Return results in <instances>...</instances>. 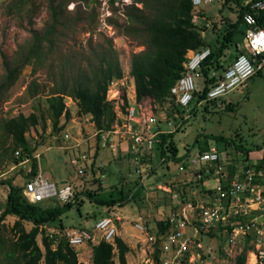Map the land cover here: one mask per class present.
Returning <instances> with one entry per match:
<instances>
[{"label": "rangeland", "instance_id": "rangeland-1", "mask_svg": "<svg viewBox=\"0 0 264 264\" xmlns=\"http://www.w3.org/2000/svg\"><path fill=\"white\" fill-rule=\"evenodd\" d=\"M123 1L0 0V82L5 75L4 56L8 62H15L19 59V52L28 47L32 29L44 32L49 27H53V34L49 36L51 40L43 45L45 46L43 61L24 66L9 89L7 97L3 101L0 100V123L19 113L25 115L35 113L40 121L28 130L25 137L28 145L34 149L38 173L41 170L49 172L51 181L57 186L60 184L62 174L65 175L69 178L68 181L73 180L71 182L74 183L76 193L90 190L104 195L113 191L115 187H122L125 193H130L132 189H135L136 181L144 179L147 174L146 168L141 178L131 174V161L125 154L117 152L118 156L115 160L120 169L117 172L113 171L109 176L107 165L110 163L106 161L112 158L108 152L101 149L97 159L98 161L103 160L104 166H102L110 183L107 179L105 183L103 180L101 183L95 180L96 176L100 177V173L98 171L94 173L91 166H87L83 176L75 178V167L71 165L70 158L75 156L76 149L68 154L70 149H64L63 143L52 134L50 120H45L44 129L41 119L42 114L48 115L47 96L50 91L65 85L70 78L78 77L82 73L90 76L92 68L98 65L101 54L108 53L110 48L118 57L123 73L122 78L129 81L131 55L145 48V39L128 30L130 24L125 14L128 7L135 5L142 8V3L136 0ZM222 4L219 0H214L211 6L209 5L210 7L205 8L206 18L211 19V22L215 21L217 25L213 32H211L212 25L208 28L207 40L212 46L215 45L216 38L221 39L222 30L226 24L224 16H230L232 19L236 17V14L234 15L228 7L223 6L220 13L219 9ZM52 14L56 15L55 20ZM204 22V19L198 20V24ZM239 45L238 50L243 51V39ZM235 54L233 49L225 51L222 59L226 65L231 62L230 57L232 56L233 59ZM194 81L198 89L203 86L201 77H195ZM29 83L37 85L38 92L35 95H31L28 91ZM224 100L225 103L222 100H216V103L198 104L196 114L190 117L186 115L184 121H181L184 116L176 113L171 105L149 103H152L150 105L158 117L160 128L174 131L173 139L177 144L179 154L193 145V149L196 150L198 145L203 143L217 145L222 149L224 142L215 141L213 136L225 137L229 143H232V140L241 142L248 151L260 149L264 142V72L249 78L224 96ZM227 102L232 103V109L225 107ZM65 105L70 112V118L66 120L67 126L73 125L70 131L72 137L70 141L72 144L76 141L87 143L84 148L90 151L93 148L90 146L95 143L94 133L96 131L90 125L92 120L88 116L78 114L77 102L74 99L65 97ZM64 118L61 117L60 123ZM168 123L171 125H167ZM2 148L8 151L4 152ZM226 149L227 157L238 158L241 155L232 144L228 145L225 151ZM156 153L154 149L151 154L153 157L151 167L156 166V169L149 175L143 188L137 190L134 198L117 205L125 232L139 233L134 222L140 214L144 224L148 227L149 235H156L157 221L167 216L180 197L187 195L186 189L190 185H187L186 181L189 180V174L181 170L178 163L174 165L166 162L160 165ZM100 156L104 157L99 159ZM30 167L31 158L19 162L13 161L11 142L3 137L0 129V212L8 190L5 180L10 179L15 184H24ZM158 185H166L169 190L158 188ZM106 208L95 201L85 199L79 209L77 205H73L61 216V220L66 225L92 229L96 221L105 214ZM15 220L16 217L9 216L5 221L4 234L7 237L12 236L11 227ZM57 222L59 219L56 220ZM24 225L27 229L31 226L27 222ZM132 239L135 243L136 238ZM139 247L140 244L135 245L137 252L140 251ZM79 256L82 257L80 254ZM80 257L78 259L82 261ZM134 264H140V262L135 261Z\"/></svg>", "mask_w": 264, "mask_h": 264}, {"label": "trees", "instance_id": "trees-1", "mask_svg": "<svg viewBox=\"0 0 264 264\" xmlns=\"http://www.w3.org/2000/svg\"><path fill=\"white\" fill-rule=\"evenodd\" d=\"M136 1L142 3V8L133 5L125 11L128 23L131 26L128 27V30L132 34L145 39V48L131 55L130 75L134 81L136 100L139 103L155 102L164 105L166 104V96L169 89L183 71V62L187 51L210 45L207 40L208 30L205 35H202L206 27L199 26L192 20L195 14H199L200 19H203L206 13L200 14L196 12L191 0ZM219 1L223 3L219 9L220 13L224 6L228 7L234 15L236 14V17L232 19L230 16H224L226 24L222 30L221 39L216 38L215 45H210L212 51L202 62L203 86L200 89L197 88L193 93V99L187 112L190 116L196 114L197 105L202 103L209 89V83L215 79L214 77H208L211 70L222 68L226 64L223 59L221 61L225 51L233 49L236 52L234 58L244 52V50H238L239 43L243 39L244 30L241 11L235 10V1L233 0ZM52 15L53 20H55L56 15ZM259 23L264 27V11L261 13ZM216 27L217 25L213 21L211 32L215 31ZM52 28L49 27L44 32L32 29L31 41L28 47L19 52V59L15 62H8L4 56L5 75L0 82V100L3 101L7 97L9 89L17 80L24 66L43 61L45 57V46L43 45L44 43L45 45L48 44L51 40L49 36L53 34ZM230 58L232 60V56ZM122 75L118 57L114 50L110 48L108 53L101 54L98 65L92 68L90 76L82 73L78 77L70 78L65 85L50 91L47 96L48 115L42 114L41 116L43 128L45 129L46 127V119L50 120L53 132H59L63 128V125H60L61 117L70 118V112L65 105V97H70L77 102L78 114L90 117L95 129L109 128L114 120V112L111 104L106 101V90L109 81L114 78H120ZM27 88L31 95H35L38 92L35 83H29ZM216 100L218 99H212L204 103H216ZM220 100L224 103L226 102L224 99ZM170 105L176 113H181V116L185 113V110L181 109L174 99L171 100ZM225 107L232 109L233 105L227 102ZM184 120H186V117H182L181 121ZM39 121L35 113L28 115L19 113L0 123L3 137L11 142L13 161L19 162L26 158H31V167L26 175V181L38 174V163L33 153L34 149L28 145L25 134L31 127L36 126ZM173 133L174 131H170L158 135L160 142L155 146V150L157 151L156 154L160 165L166 162L174 165L179 164L189 156L194 148L193 145L182 154H179V149L173 139ZM213 138L215 141L224 142L222 149L232 144L236 151L242 154L244 162L249 161L247 153L250 150L248 151L241 142L232 140V143H229V140L222 136H213ZM97 147L100 148L98 142ZM207 147L208 144L203 143L198 145L197 149L202 152L206 151ZM2 149L4 152L8 151L6 148ZM98 154L99 150L92 155V161L89 166H91L94 173H97V171L100 173V177L96 176L95 180L101 183L105 169L97 162ZM151 165L152 162L147 159L144 167L147 170L146 176H149L156 169V166L151 167ZM258 166H264V163H259ZM86 168L84 167V172H86ZM5 182L8 190L0 212V264H127L126 256L129 247L119 235L115 236L112 242L100 240L92 244L90 261L83 263L78 260L77 247L70 246L66 239L59 234H53L50 237L47 228L63 231L69 227H79L63 224L61 216L73 205H77L79 209L80 204L85 199L95 201L105 208L107 207V212L112 207L124 204L130 198H134L137 190L130 196V193H125L122 187H115L113 191H109V193L104 195L90 190L84 191V193H76L74 189L73 198L67 202L61 203L57 199L31 202L23 194L26 182L24 184H15L10 179H6ZM139 184L140 181L138 180L135 186ZM170 184L172 185V183ZM186 191H188V188ZM9 216L16 217L11 227V237H7L4 234L6 230L5 221ZM166 217L157 221V232L155 235L157 239H160L166 231L168 223ZM57 219H59V222L56 223ZM25 222L30 223L29 229L25 228ZM249 249L250 245L245 240L235 264H246ZM158 256L159 250L156 249L154 258L157 260Z\"/></svg>", "mask_w": 264, "mask_h": 264}, {"label": "built area", "instance_id": "built-area-1", "mask_svg": "<svg viewBox=\"0 0 264 264\" xmlns=\"http://www.w3.org/2000/svg\"><path fill=\"white\" fill-rule=\"evenodd\" d=\"M233 1L235 10L241 11L244 52L222 68L211 70L208 77L215 79L209 83L202 102L224 99L229 92L264 70V27L259 23L264 0ZM191 2L199 12L201 7L211 5L214 0ZM200 18L195 14L192 20L198 24ZM203 19L205 22L198 25L206 27L202 32L205 35L212 22ZM211 51L210 45L188 50L183 71L166 96V104L170 105L174 99L185 110L184 117H190L187 112L197 89L194 78L203 79L202 62ZM128 77L129 81L122 77L109 81L105 97L112 106L114 120L109 128L96 129L94 138L101 148L116 153L125 143L131 174L142 177L146 160L160 142L158 135L171 130L159 127L152 103L136 100L133 78ZM70 138V133L62 136L64 141ZM226 153L227 149L209 144L206 151L193 149L179 163L180 169L189 174L187 195L180 197L170 209L166 217L167 228L161 238L151 235L144 244L143 264H235L245 240L250 245L246 264L249 260L264 264V166L244 162L242 154L230 158ZM92 155L79 153L70 160L71 165L77 167L75 176H83L84 167L90 165ZM158 188L169 190L166 185H158ZM23 194L31 202L57 199L63 203L73 198L74 183L63 182L57 186L38 173L26 181ZM115 209L112 207L102 215L92 229L69 227L63 231L47 228V231L50 237L53 234L63 236L72 247L92 245L100 240L112 242L122 221ZM141 219L138 217L135 227L147 233V227L138 222ZM156 249L159 250L157 260L154 258Z\"/></svg>", "mask_w": 264, "mask_h": 264}, {"label": "crops", "instance_id": "crops-1", "mask_svg": "<svg viewBox=\"0 0 264 264\" xmlns=\"http://www.w3.org/2000/svg\"><path fill=\"white\" fill-rule=\"evenodd\" d=\"M210 6H203V7H201L199 13L200 14L203 13V12L206 13V9L205 8L206 7H210ZM206 17L207 16L205 15V19L206 20H211V19H207ZM262 72H264V70L260 71L259 74H261ZM66 120L67 119L64 118L62 120V123H60V125H64V126H63V128H61V130L59 132H53V131H51V132H52V134L56 135V138H58L60 140V142L63 143L64 149H67V150L70 149L68 151V154H70V152L74 151V149H76V151H77V152H75L76 153L75 156L78 155L79 153H85L86 154L88 152H89V154H94L96 151L101 150V149H104V148H101V147L98 148L97 147V144L94 143L93 145L90 146V147H93V148H91V150L89 151V149H87L86 147H85L86 149L84 148V145H86L87 143L85 144V143H80V142L76 141V142H74V144H72V141H70L72 137L68 141H64L62 139L63 134H65V133H70L71 134L70 131H71V128L73 126V125L67 126L68 124H67ZM90 125L93 126V128L95 129V126L93 125L92 122H90ZM159 127H160V125H159ZM83 142H87V141L86 140H83ZM88 145H89V143H88ZM71 146L73 147V150H71L72 149ZM126 147H127V145L125 143H122V145H121V149L122 150L117 151V152L122 153V154H125V151L124 150H126ZM31 148H33V147H31ZM104 150L106 152H108V155L112 158L111 160H107L106 161V163H110L109 165H107V167L109 169L108 170V173L110 174L109 176H111V174L113 173V171L117 172L120 169V166H119L118 162L116 161L117 160L116 157L118 155H117L116 151L113 152V151H111L108 148H106ZM111 155H113L114 157H112ZM154 155H155V153H154ZM98 156H99V154H98ZM125 156L127 157L126 154H125ZM156 156H157V154H156ZM73 157H71L70 160ZM102 157H104V156H100L99 159L102 158ZM248 158H249L248 159L249 160V163L250 164H253L255 166H258L259 163H264V145L260 149H258V150L250 151L248 153ZM91 159H92V157H91ZM149 160L153 163V157H152V155H150ZM97 162H98L99 165H101V166L103 165L104 166L103 160H99ZM76 168L77 167H75V172H76ZM41 172H43V174ZM41 172H39V174H41L43 177L46 176L45 178L48 179L49 181H51L52 178H50L51 175H50L49 172L42 171V170H41ZM103 174H104V176H103V179L102 180L105 183L106 179H107V181L110 180V179L108 178V175L106 174V172H103ZM115 174H117V173H115ZM148 177L149 176H146L144 179L140 180V184L138 186H135L134 187L135 189H132V191L133 190L134 191L135 190H138L139 188H143V186L145 185V181L148 180ZM75 178H78V177L75 176ZM68 180H69V178L62 174V177L60 178V184H62L63 182H71V181H73V180H71V181H68ZM51 182H53V181H51ZM108 182L110 183V181H108ZM132 191H130V196L134 192V191L133 192ZM114 207L116 208L115 210L118 211L117 206H114ZM138 217H141L142 218L141 221H138V222L144 224L143 217L140 214L135 218V221H137ZM134 223H136V222H134ZM68 226H73V225H68ZM145 226L147 227V225H145ZM79 227H82V226H79ZM147 229H148V227H147ZM118 235L123 239V241L129 247V251H128L127 256H126L127 257V264H134L135 261L140 262V264H143V260H144V257H145V251L143 250V247H144V244H146L148 242V239H150V237H151V235H149L148 231H147V233H144V232H142V231L139 230V233L138 234L125 232L124 231V228L122 226V221H121V223H119V233H118ZM152 236H155V235H152ZM134 237L136 238L135 239V243H134V240L132 239ZM139 244H140V247H139L140 251L137 252L136 249H135V245L138 246ZM77 252H78L77 253V257L78 258L80 257L79 254L82 256V257H80V258H82V261H80V262L86 263V262L90 261V258H91V244H85V245H82V246L77 247ZM134 253H135V256H134ZM78 260H80V259H78Z\"/></svg>", "mask_w": 264, "mask_h": 264}, {"label": "bare ground", "instance_id": "bare-ground-1", "mask_svg": "<svg viewBox=\"0 0 264 264\" xmlns=\"http://www.w3.org/2000/svg\"><path fill=\"white\" fill-rule=\"evenodd\" d=\"M252 262H253V261L251 260V262H248V264H252Z\"/></svg>", "mask_w": 264, "mask_h": 264}, {"label": "water", "instance_id": "water-1", "mask_svg": "<svg viewBox=\"0 0 264 264\" xmlns=\"http://www.w3.org/2000/svg\"><path fill=\"white\" fill-rule=\"evenodd\" d=\"M227 199H224V202H226Z\"/></svg>", "mask_w": 264, "mask_h": 264}]
</instances>
